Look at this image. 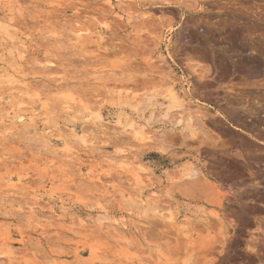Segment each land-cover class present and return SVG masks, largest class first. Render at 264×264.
<instances>
[{
	"label": "rangeland",
	"instance_id": "374dc122",
	"mask_svg": "<svg viewBox=\"0 0 264 264\" xmlns=\"http://www.w3.org/2000/svg\"><path fill=\"white\" fill-rule=\"evenodd\" d=\"M121 1L0 0V103L25 119L0 121V264H264V0ZM47 61L53 73L37 69ZM172 86L188 129L161 116ZM95 139V154L124 148L134 164L98 165ZM138 166L142 189L128 180Z\"/></svg>",
	"mask_w": 264,
	"mask_h": 264
},
{
	"label": "bare ground",
	"instance_id": "6f19581e",
	"mask_svg": "<svg viewBox=\"0 0 264 264\" xmlns=\"http://www.w3.org/2000/svg\"><path fill=\"white\" fill-rule=\"evenodd\" d=\"M117 4H118V7L119 6H125V3L121 0H116ZM109 5H112V3L109 1L108 2ZM149 18V17H148ZM129 20V18H128ZM132 20V19H130ZM129 20V21H130ZM109 22V21H108ZM105 26H109V24L107 23V21L104 23ZM76 31V30H75ZM78 31V30H77ZM106 32V30H105ZM85 33V31H82L79 29L78 32H75L74 33V36L77 40V42L79 43L81 41V39L83 37V34ZM69 38V37H68ZM70 39V38H69ZM82 39V40H83ZM84 42V41H83ZM82 43V41H81ZM80 45V44H79ZM49 52V51H48ZM46 53V52H45ZM78 53V52H77ZM50 56L49 53H46L45 54V57L47 59V57H49L48 55ZM79 54V53H78ZM77 54V55H78ZM27 62V58H26V54H25V51H20V55H19V59L18 61L16 62L17 64V69L14 71L15 73H13L11 76H16V75H20L23 73V70H25V63ZM39 63L40 65H44V66H38L37 69H43V70H46L47 73L51 72L53 73L54 72V69L56 68V64L53 62V61H47L45 64L43 62H37ZM238 63V62H237ZM240 64H238L236 66V70L238 73L242 74V75H245L247 77V79H250L253 82V79H255L256 77H258V73H254L250 67L247 65V64H244V63H241L239 62ZM42 71V70H41ZM45 72V73H46ZM69 72L66 73L65 77L63 78L64 81H67V82H71V78L69 77ZM13 78V77H12ZM9 80V79H8ZM170 81V80H169ZM63 82V81H62ZM10 83V82H9ZM256 83V82H255ZM258 83V82H257ZM16 86V85H15ZM26 86V84H25ZM68 88V87H67ZM69 89V88H68ZM13 90V89H12ZM64 91H67V90H64ZM28 93V92H27ZM61 93H64V92H60L59 94ZM71 97V96H70ZM69 97V98H70ZM68 98V97H67ZM149 98V101H153L154 99V96H151V97H148ZM169 103L167 104V106L165 107V110L161 113V116L163 118H166L168 120L171 121V123L173 124H176V125H181L183 126L185 129L189 128V126L191 125V123L193 122V116H189L188 118H185V117H182L183 116V99L180 97V95L176 92L175 90V87H171L170 91H169ZM1 103H0V107H1ZM15 106V105H14ZM49 106V105H48ZM16 108V107H15ZM90 108V107H89ZM88 108V109H89ZM146 108V107H145ZM145 108L143 109H139L137 110V114H138V117L139 118H143V114L145 112ZM259 108V107H258ZM65 109H69L68 107H66ZM136 109V108H135ZM245 109V108H244ZM9 110H15L14 107H10ZM47 110H50L49 108ZM260 110V108H259ZM258 110V111H259ZM89 112L91 111V109L88 110ZM233 111V110H232ZM242 111V110H241ZM92 112V111H91ZM248 112V111H247ZM232 113V112H231ZM233 113H237L233 111ZM223 116V114H221ZM235 115L237 114H233V117H235ZM239 116V115H238ZM154 117H156V114L153 113L149 118L146 119V124H148ZM237 118V117H236ZM239 120V119H238ZM0 121H1V124L3 125H7V124H10V125H13V124H16L17 122H21L22 125L25 124V119H24V115L20 112H17L16 110L15 111H12V112H8L6 109H4L3 107L0 108ZM122 124V123H121ZM146 125H144L143 127H138L137 126V123L135 122H132L131 124H129V127L132 129V132L135 133L136 136H138V138H140V141H142L141 144H149V142H146V140H148V137H146V134H145V130L144 127ZM90 127H91V130L90 131H96V132H99V135H98V138L101 139V138H104V137H109L107 138L108 140H113L115 138V136L112 134V136L109 132V129L104 125V123H101V122H92L90 123ZM126 126L124 125L123 128H125ZM110 128V127H109ZM93 129V130H92ZM184 131V130H183ZM7 132V131H6ZM9 132V131H8ZM7 132V133H8ZM61 134V132H59ZM6 134V133H5ZM121 134V133H120ZM123 134V133H122ZM96 135V134H95ZM49 136V135H47ZM64 135L61 134V137H63ZM94 136V135H93ZM114 136V137H113ZM49 137H54L53 134L51 133V135ZM95 137V136H94ZM97 137V136H96ZM98 139V140H99ZM116 139V138H115ZM258 139V138H257ZM96 140V141H95ZM94 141L91 142V144L89 146H87L86 148H88L86 150V152L89 153V155L91 156L92 159H97V160H100L99 164L98 165H114L115 163H117L116 161H120V166L123 167V165H133L134 162L131 163V159L133 158L132 155L130 154L129 150H126L124 148H118V150L115 152L116 153V156L111 158V157H108L107 155L105 156H102V155H98V154H95L94 153V150H95V145L96 143H98V140L95 139ZM106 141V142H103L104 144H107L106 147H110L111 146V142L109 141ZM117 140V139H116ZM82 141L83 142H86V140L84 138H82ZM261 141V140H260ZM264 141V140H263ZM151 142V141H150ZM260 143V142H259ZM263 143V142H261ZM102 145V144H101ZM103 147V146H102ZM101 152V151H100ZM106 154V153H105ZM236 155H239L238 153H236ZM89 156V157H90ZM78 163V162H77ZM76 163V164H77ZM77 165H83V162H80L78 163ZM139 167V166H138ZM129 168V167H127ZM128 171V169L126 170ZM146 171L144 169V167H139V168H130L129 169V173H128V180L131 181V182H134L136 187L137 188H140L142 189L143 188V185L145 184V180H144V174L143 172ZM106 174H109L108 172H105ZM200 175V171L197 170V169H192L190 167H187L186 169H184L182 172H181V176L185 179H188V178H192V177H198ZM147 178V177H146ZM171 177L169 176L168 179H170ZM100 179V177L98 178ZM120 193V192H119ZM123 194V193H122ZM26 196L27 194H22V198L24 200H26ZM123 196V195H122ZM124 197V196H123ZM125 200V198H124ZM128 202L130 205L129 206H132V203H136V201L131 198V197H128L127 198ZM126 200V201H127ZM27 202H29L28 200H26ZM125 201V202H126ZM145 201V200H144ZM146 202V201H145ZM218 203L220 202V200L217 201ZM222 202V201H221ZM26 203V202H25ZM157 203V202H156ZM30 205V204H29ZM220 205V204H219ZM222 205V204H221ZM99 209H100V212L101 213H104L106 214L108 212L107 208L103 205V204H99ZM21 210H23L24 212L25 211H28L30 214H31V217H30V220L32 219H35L34 221H39L38 223H42L43 222V218H41L40 215H38V211H37V208L35 207H32V206H28V204L25 205L24 208H20ZM90 210L93 209L91 206L89 208ZM93 211V210H91ZM143 211L144 213H146L147 211H153V213H163L165 211L164 208H162L161 206H151L149 208H146L144 210H141ZM22 212V211H21ZM7 213V212H6ZM23 213V212H22ZM40 213V212H39ZM143 213V214H144ZM163 215V214H161ZM166 215V214H165ZM40 216V217H39ZM98 218L96 219L97 221V226L100 227V230H102V228L104 229V227H108V230H109V227L111 226L110 223L108 222H112V219L109 218L107 215H99L98 214ZM215 217H218L217 214L215 215ZM27 218V217H25ZM170 220H173L174 219V215L172 214L170 217ZM45 219V218H44ZM26 221V220H25ZM24 221V222H25ZM28 221V220H27ZM46 221V220H44ZM95 221V222H96ZM27 223V222H26ZM107 223V224H106ZM39 224V225H40ZM50 224V223H49ZM109 224V226H108ZM42 225V224H41ZM48 225V224H47ZM114 226V225H113ZM112 226V227H113ZM54 227V226H53ZM77 228V227H76ZM115 228V227H114ZM85 229V228H84ZM111 229V228H110ZM71 232V231H70ZM113 233V232H112ZM115 234V233H114ZM118 235H121L122 237V232L118 233ZM112 236V235H111ZM117 236V235H116ZM124 236V235H123ZM117 239L119 237H116ZM93 251V250H92Z\"/></svg>",
	"mask_w": 264,
	"mask_h": 264
}]
</instances>
